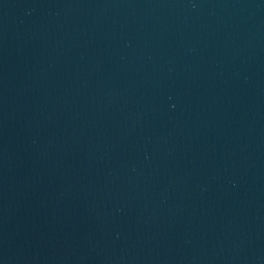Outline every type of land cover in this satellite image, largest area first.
<instances>
[{
  "label": "water",
  "instance_id": "95a60500",
  "mask_svg": "<svg viewBox=\"0 0 264 264\" xmlns=\"http://www.w3.org/2000/svg\"><path fill=\"white\" fill-rule=\"evenodd\" d=\"M0 264H264V0H0Z\"/></svg>",
  "mask_w": 264,
  "mask_h": 264
}]
</instances>
